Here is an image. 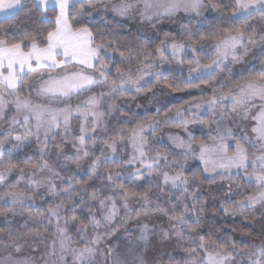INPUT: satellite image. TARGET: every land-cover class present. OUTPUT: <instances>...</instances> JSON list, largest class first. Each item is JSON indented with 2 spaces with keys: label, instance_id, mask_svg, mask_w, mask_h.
<instances>
[{
  "label": "snow or ice",
  "instance_id": "1",
  "mask_svg": "<svg viewBox=\"0 0 264 264\" xmlns=\"http://www.w3.org/2000/svg\"><path fill=\"white\" fill-rule=\"evenodd\" d=\"M208 8L219 22L204 27L198 20L193 27L190 20L181 25L179 39L165 33L151 48L131 33L121 39L129 19L156 29L166 20L175 22L178 13L195 19ZM21 12L37 27L23 35L9 32L19 26L8 24V14ZM0 14L6 17L0 24V120L7 124L0 136V217L11 225L12 218L28 213L27 231L15 236L9 230L8 240L0 239L7 253L0 264H68L69 256L71 264H101L99 257L103 264H144L140 253L152 247V237L173 245L161 264H264V244L245 251L204 219L208 208L201 195L205 183L227 181L226 199L219 204L224 215L264 208V0H0ZM185 60L190 66L184 87L162 81L158 71L155 84L146 79L153 69ZM161 83L175 92L208 84L211 93L168 109L163 119L139 118L115 103L133 91L152 93ZM155 99L153 93L147 102ZM156 111L159 116L160 108ZM114 113L124 117L118 128L108 123ZM190 123L207 129V136H195ZM168 125L186 138L169 133L166 142L157 139ZM17 126L24 131L11 136ZM29 136L40 153L35 163L14 155L32 148ZM50 141L57 162L71 145L73 153L64 155L63 164L49 161ZM98 143L103 147L96 155ZM85 164L87 178L77 179ZM125 167L129 183L121 180ZM145 170L151 178L147 187L130 186ZM97 181L99 190L89 194ZM177 192L183 198L173 200ZM236 195L240 198L233 200ZM164 196L167 200L158 203ZM46 197H51L46 212L32 213L31 205ZM79 203L85 204L86 216L76 214ZM160 216L167 228L144 223L125 251L102 249L128 221ZM53 224L55 239L45 241L41 253L40 228L47 232ZM26 246L33 255L21 259ZM177 252L183 255L177 258Z\"/></svg>",
  "mask_w": 264,
  "mask_h": 264
},
{
  "label": "rangeland",
  "instance_id": "2",
  "mask_svg": "<svg viewBox=\"0 0 264 264\" xmlns=\"http://www.w3.org/2000/svg\"><path fill=\"white\" fill-rule=\"evenodd\" d=\"M110 2H117V0H112ZM205 3H207V0H204ZM15 13H9L8 14V18L13 16ZM96 15L97 21L100 22V14H94ZM212 15H215V12L211 9L208 8L204 14L203 17H198L193 19L191 15L189 14H185L183 12L178 13L173 20L175 22H168V24H170L171 26H168V28H170L172 31V35L174 33L179 34V32L181 31V25L183 24H189V21L191 20V25L190 26H197V21L198 20H202L203 23L205 22V20H207V18L212 17ZM112 16L111 13L108 14V18L110 19ZM2 19H6L4 14H0V20ZM116 19L120 20L122 18L120 17H116ZM124 23L126 24V26H131L130 24L136 25L137 27H142L144 28L146 25H141L138 21V19H129L127 21H124ZM147 27V26H146ZM170 55V53H169ZM189 55H191V53H189ZM187 61V60H185ZM158 63V61L156 62ZM190 65L188 64V62H184L183 65H179L177 64L175 61H171L169 64H165L162 68L159 69H153V75L150 77H147L146 79H149L152 81L153 84L156 83V73L157 71L159 72V76L160 78L164 75H183L186 79H187V68ZM181 67H183V72H181ZM113 73H114V68L112 69ZM203 90V93H202ZM134 92V91H133ZM153 93H155L156 99L153 100L151 103L147 102V97H151L153 95ZM211 93V87L208 84H203L200 88H192L189 91L186 92H182V93H173L170 92L168 89L166 88H160V85H157L154 89L152 93H146L142 96H140V98L136 99L135 101L131 100V101H127L125 99H120L118 101V106L120 108H122V110H124L125 112H130V113H135L137 116L141 115V114H145L147 112H154L157 114V107L160 108V112L166 111V109L174 103H179L181 101H185L189 98H193L196 96H199L201 94H205L208 95ZM157 101H159V103H157ZM194 101V100H193ZM196 102V101H194ZM139 105V107L137 106ZM185 107H187V105H185ZM193 111H195V109H193ZM160 114V113H159ZM9 116L11 115V113L8 114ZM164 118V114L161 115V117H159L158 119H163ZM124 117L121 118V120H123ZM19 127V126H17ZM7 129V124L4 120H0V133L3 134L5 132V130ZM189 129L190 131L193 132V134L197 137H201L207 136V129H202L199 125L196 124H189ZM172 133V134H180L181 136H185L186 138V134L178 127L175 126H163L157 136V139L160 136H163L164 141H167V134ZM29 141H34L35 142V137H32L31 139H28ZM35 144V143H34ZM68 146L66 147V149L64 148L63 151V155L67 150H70L72 154L73 153V149L71 148L70 144H67ZM159 146V145H158ZM169 148L171 149V146H169ZM36 150L39 152V149L36 145ZM175 151H179V150H175ZM128 153V155L130 154V149L125 152L122 153V155H126ZM18 157L17 154H14ZM40 155V153H39ZM116 160L120 159L119 157L115 158ZM194 163H198V162H190L191 164ZM134 168V167H133ZM135 169V168H134ZM79 171V170H78ZM135 174V172H134ZM80 176H82V174L80 173ZM11 179V178H10ZM151 179L150 177H147L146 175V170H145V176L141 181H133L132 184L134 186H136L137 184H143L144 186L147 185L146 181ZM57 184H59V182L56 181ZM223 186L219 185V186H215L213 189L216 192V189H219L220 191L216 192L217 195H219V193L222 194V197L225 198L223 196V191L221 190ZM223 190H227V185L226 187L224 186ZM43 191V189H42ZM50 201L51 197H46L45 199H37V201L31 205L30 208L35 207L37 205H40L43 203V201ZM138 207V206H137ZM247 211V214L242 215L241 219H242V223L248 227L251 232L250 234H236L235 238L236 239H240L242 242V244H247L250 245V247H259L261 246V244H264V208H260L259 206H257L256 209H248L245 210ZM28 213L25 212L24 216H17L15 218L11 219V225H9L3 217H0V239L3 240H8V231L11 230L13 232V234L15 236H19L21 233H23L24 231H27V227L25 226V221L27 219ZM156 217H141L139 220L134 219V220H130L127 222L126 225V229L132 228V227H136V226H140V224H144L147 223L148 226L152 227H156L157 230L159 229V227H164L167 228V223H162V222H155ZM231 219H236L234 217H228V221H230ZM61 223H63V221H61ZM28 226L30 227H34L35 225H32L31 222H28ZM50 227V231H45L44 228H40V232H41V236L39 238V244H38V248L40 250V252H43V249L45 248V241H47V243H51V241L53 239H55V237L52 235V233L55 231V227L54 224L49 226ZM104 229L102 228L100 231L102 232ZM117 235V232H115L112 236L108 237L101 245L102 249L109 247L110 246V241L115 239ZM118 236V235H117ZM156 246L153 248L154 251H156V253L161 252L163 253L166 250H171L172 248V244L166 242V241H160L157 237H153ZM174 243V242H173ZM157 249L159 251H157ZM247 251V250H245ZM7 253L5 252L4 248L2 245H0V259H2ZM29 255H33L31 249H29L27 246L25 247V249L22 251V253L19 254V258H24L25 256H29ZM36 259H40L39 255H36ZM101 262V264H103V257H99L98 258ZM67 261L68 264H71V257H67Z\"/></svg>",
  "mask_w": 264,
  "mask_h": 264
},
{
  "label": "trees",
  "instance_id": "3",
  "mask_svg": "<svg viewBox=\"0 0 264 264\" xmlns=\"http://www.w3.org/2000/svg\"><path fill=\"white\" fill-rule=\"evenodd\" d=\"M223 2L228 3V0H223ZM225 19H226V17H225ZM257 19H259V18L257 17ZM4 21H5V19L0 20V24H2ZM7 22H8V24L18 25L19 27L9 28L8 30H9V32H13V31L18 32V33H20V35H23L26 31H30L34 27H37V25H35L29 18H27L26 14L23 12L19 13L18 15L14 14L13 16L9 17ZM213 22H215V23L219 22L217 20V13L216 12H215L214 16L212 15V17L207 18V20H205L203 25H204V27H209L210 24ZM252 23H256V21L253 20ZM123 32H124V36L121 38L122 40L127 38L128 34L131 33L132 36H139L140 40L144 43H147L150 48L154 47L155 45H158L160 42V41L151 42V41L143 38L142 36L138 35L136 32H133V30L129 26H126L125 29H123ZM173 36L176 37L177 39H179V34L174 33ZM198 55H202V54L198 53ZM184 62H187V61H184ZM146 63H153V61L149 60ZM160 79L162 81L164 79H167L173 85H178L180 87H184V84L182 83V81L186 80V78L183 75H173V74L164 75ZM197 83H199V81H197ZM159 85H160V88H166L163 86V83H161ZM202 85L203 84H200V87ZM166 89H168L170 92H173V93H182V92L172 91L169 88H166ZM191 89L192 88L187 89L186 91H189ZM186 91H183V92H186ZM132 95H136L137 99H138V98H140V96L144 95V93L136 94L135 92H133V93H131V95H128L125 97H117L115 100V103L117 104L118 101L122 98L127 100V101H131ZM187 100L193 101L194 97L189 98ZM185 101H181L179 103L171 104L166 109V111L160 112L159 116H157V114L154 112H147L145 114L138 115L137 117L143 118L146 116L147 117L156 116L157 118H159V117H161L162 114L167 112L168 109H175L176 107H179L180 105L184 104ZM109 102H111V101H109ZM121 118L122 117H120L118 113H114L113 116L108 119V123L110 126L118 128L119 127L118 120H121ZM23 131L24 130L22 128L16 127V129L11 132V136H14L16 134H20ZM58 131L60 132V136H63L62 130H58ZM77 131H78V129H77ZM5 134H6V132H4L3 134L0 133V136H3ZM31 138H32V136H29L27 139H31ZM59 139H60V137L58 136L57 140L59 141ZM31 142H32V148L31 149L25 150L24 152L16 153V154L18 155V157L20 159H23L24 157H28L29 159H31L32 162L35 163V162L39 161L40 155H39V152L36 150V144H34L35 142L34 141H31ZM67 146L68 145H65L64 148L66 149ZM101 147H103V146L98 143L97 147L95 149H93V151H95L96 155H99V149ZM49 150H50V155H49L48 159L51 163L63 164L65 162L64 161V155H71L70 154L71 151L67 150L64 153V155L63 154L61 155L59 161L57 162V157H56L55 153L58 150L53 147V142H51V141L49 142ZM127 156H128V153L126 155H122V153H120V157H127ZM116 162L119 163L120 159L116 160ZM69 163H70V161H69ZM109 163H111V161H109ZM74 167L75 166L73 165V168ZM86 169H87V165L85 164L83 168H81L79 171H77L76 178L77 179H81V178L86 179L87 178L86 174H85ZM121 171L123 172V176L121 177L122 182L129 183L131 181V176L129 175V169L127 167H125V168H122ZM131 172L134 174L135 169L132 168ZM80 173L82 174V176H80ZM186 174H188V173L186 172ZM57 182L60 183V181H58V180H57ZM95 183H96V188L89 189V194L91 193V191H98L99 190L100 182L97 181ZM227 183H228L227 181H224V182L218 181L217 184H214V185H209V184L205 183L202 186L203 191H202L201 195H202V198L207 201L206 207L208 208V211L205 214L204 219L209 220L211 223L215 224L216 227L220 230L219 234L221 236L230 237L234 242H236L238 245L243 246L245 248V250L248 251L253 247H250V245H247V244H242L241 243L242 241L240 239L235 238L236 234H250V232H251V230L241 222L242 221V219H241L242 215H244V218H246L245 214H247V211L238 212L235 215H231V214L224 215L222 209H219V204L221 203L222 200H224L226 198H223L221 193H219V195H217L216 192H218L220 190L216 189V192H215L213 188L215 186L221 185V186H223L221 190L224 192L225 190H223V188H224V186L226 187ZM130 186L134 187V185L132 183L130 184ZM144 187H147V185H145ZM233 188L234 189L236 188V184H233ZM249 190H251V189H249ZM154 191H156V190L154 189ZM237 191L242 192V191H244V189L240 188ZM213 196H215L217 198L212 199ZM176 198H183V194L177 192L176 195L174 196L173 200H175ZM239 198L240 197L238 195H236V196H233L232 199L235 200V199H239ZM78 199L79 198H77V200ZM153 199L155 200V197H153ZM165 200H167V196L162 197V199L160 201H157V202L163 203ZM46 201H43V203L40 205H37L35 207L30 208V211L32 213L46 212V209L48 207V203ZM68 214L70 215V213H68ZM76 214L78 216H86L87 215V208H86L85 204H83V203L77 204ZM122 215H123V209H121V216ZM228 217H231V218L234 217L236 219H234V220L231 219L230 221H228ZM155 219H156L155 222H157V223H159V222L167 223L166 217L160 216V217H156ZM132 220H134V219H132ZM116 222L117 223L119 222V217L117 218ZM126 225L127 224H125L124 227L118 228V230L116 231L118 236L116 235V238L110 241L109 247H112V248L117 249V250L125 251L126 249L124 248V246L127 244L128 240L139 235L140 228H141L142 224H140V226L132 227L129 229H126ZM202 230H204V229H202ZM70 233H74L73 227H70ZM73 239H78V238L75 235H73ZM150 244L152 245V247H149L148 249L141 251L140 259L143 260L144 264H161V258L163 257L165 251L163 253H161V252L156 253V251L153 250V248L156 246L153 237L150 238ZM166 251H168V250H166ZM176 255H177V258H179L180 256L183 255V253L177 252ZM164 264H167L166 260L164 261Z\"/></svg>",
  "mask_w": 264,
  "mask_h": 264
},
{
  "label": "crops",
  "instance_id": "4",
  "mask_svg": "<svg viewBox=\"0 0 264 264\" xmlns=\"http://www.w3.org/2000/svg\"><path fill=\"white\" fill-rule=\"evenodd\" d=\"M133 24H130L131 25L130 28L133 30V32H136L138 35L142 36L143 38L151 42H157L164 39L165 33H170L172 35L171 32L172 30L168 28V26L171 25L168 24L167 20L165 21V23L158 25L156 29L151 28L150 25H146L147 27L145 26L144 28H142V27H137L136 25Z\"/></svg>",
  "mask_w": 264,
  "mask_h": 264
}]
</instances>
